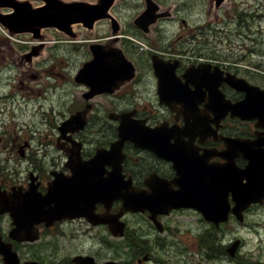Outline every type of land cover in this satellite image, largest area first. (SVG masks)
I'll return each mask as SVG.
<instances>
[{
  "label": "flooded vegetation",
  "instance_id": "af4514ba",
  "mask_svg": "<svg viewBox=\"0 0 264 264\" xmlns=\"http://www.w3.org/2000/svg\"><path fill=\"white\" fill-rule=\"evenodd\" d=\"M130 4L131 0H117L112 5L111 12L120 23L116 24L118 34L115 42L108 36L110 21L107 19L98 21L103 29H95L93 37H84L82 31L86 30L79 26L82 37L74 42L97 41L107 48L112 45L121 47L134 64V76L111 93L88 99L84 95L88 87L71 78L75 88L74 97L70 100L71 110H80L87 103L90 109L86 113V123L76 131H69L65 137L61 136L58 128L62 119L55 121V124L46 119L45 130L33 125L31 128L35 131L32 133L26 132L19 136L13 132L0 137L1 141L7 138L13 144L12 147L17 146L16 151L29 160L27 175L23 177L26 181L19 185L28 183L29 172L32 171L36 175L38 188L44 191L43 187L52 178L54 170L64 175L72 172L66 164L69 154L79 158L72 166L81 174L79 176H83L89 170L88 161L96 155V151L109 148L118 138L117 126L120 121L108 118L109 111L129 112L124 122L122 155L119 154V160L118 156H108L92 168V173L81 177L85 182L84 189L108 178L114 167L120 170L119 184L122 189L130 180L140 191L159 189L165 194L180 187L177 174L184 173L189 162H198L202 169L222 166L225 159L220 151L224 149V137L253 139L256 133L264 132L257 118L241 119L237 114L229 112L218 118L223 110L222 101L235 104L245 97V91L234 87L232 81L225 77H243L264 88V75L257 72L264 71L262 66L256 71L254 60L249 58L248 53H225L215 42L207 44L199 40L197 32L194 33L192 28L187 27L184 35L177 39L165 38V33L160 30L164 18L157 20L149 32L143 33L134 23L142 11V5L138 2L135 10H126ZM162 29L165 30L164 27ZM148 35L154 38H148ZM137 39L146 42L145 48L136 43ZM3 45L9 46L8 42H3ZM86 53L85 59L90 56L87 47ZM9 55L0 52V65L5 59L13 60ZM154 61L159 70L155 69ZM20 72L25 76H34L27 69H21ZM159 75L162 77L159 78ZM160 93L166 95L165 101H161ZM98 161L92 159L93 164ZM235 163L242 166L244 160L236 157ZM10 184L8 178H0L1 187L9 188ZM81 197L82 200L86 199L87 193L84 191ZM99 203L97 212L104 210V202ZM120 205L121 200L115 199L110 205V211L116 212ZM182 212H187V208L172 209L167 214L158 213L156 217L162 223V231L149 220V211L144 210L135 216L141 218L148 231L159 237L160 234L170 232L172 217ZM128 216L130 214L125 215V219ZM71 222L84 224L83 229L86 231H94L100 226L90 225L85 217L64 219L58 222V226ZM0 231L5 236L4 230ZM219 231L221 225L213 227L209 224V235L214 234L216 237Z\"/></svg>",
  "mask_w": 264,
  "mask_h": 264
},
{
  "label": "rangeland",
  "instance_id": "374dc122",
  "mask_svg": "<svg viewBox=\"0 0 264 264\" xmlns=\"http://www.w3.org/2000/svg\"><path fill=\"white\" fill-rule=\"evenodd\" d=\"M139 1L131 0V4L127 6L126 10H135V4H138ZM232 1L235 7L238 6L239 2H242L239 4L242 7L241 10L237 9V11L242 12L241 16L246 13L261 14L262 19L252 18L248 15L247 22L241 27L238 15H236L237 19L230 23L229 19L233 17L235 10H224L221 16L224 15V21L228 23L226 28L221 32L205 29L202 38L198 39L207 44L215 42L225 46L229 43L233 48V54H238L234 52L235 49L241 45L245 46L251 50L248 53L249 58L255 63L259 62L264 68V29L261 28H264V0H230V4ZM168 2L169 0H166V3ZM179 4L181 5L180 12L188 18L189 22H195L199 19L213 21L216 17L212 14H204V10H202L203 0H180ZM205 15L209 17L206 16L207 18H205ZM198 23L192 24V26H197ZM164 28H167V32H171L178 28V25L175 22H167L164 24ZM48 32L52 33L55 40L46 47V58L40 64L35 65L39 72L37 80L29 81L15 65L9 72H0V79L9 81L7 85H0V94L8 92L11 95V100H14L9 103L8 101H1L8 109L3 114L0 112V137L13 134L18 129V127L17 129L14 128L16 122L20 128L19 136H22L26 128L25 125H34L45 130L47 128L44 124L46 119L50 121L49 123L55 124V121L71 112L70 100L74 97L75 88L68 76L87 57L86 43L71 45L72 43L66 40H58L57 31ZM173 34V38H177L178 33ZM84 37L88 36L84 34ZM4 41L0 37L2 54L23 52L28 49L30 44L25 35L17 37L10 46H2ZM229 54H232V50ZM4 62L10 65L8 60L5 59ZM59 72L67 79L57 75ZM20 81L26 83L27 87L21 88ZM37 86L38 88L34 89ZM37 89L42 92L41 97L45 94L48 97L40 100L39 103L32 101L24 105L26 99L34 95ZM11 105L12 107L9 108ZM12 114L14 115L13 120L9 119V115ZM2 119L4 120L3 123L1 122ZM8 141L4 137L0 142V172L9 180H19L25 176L26 169L29 167V160L20 158L16 154V148H14V153H11L9 149H3L5 144H9ZM129 220L130 231L135 232L140 239L145 240L150 249L153 250L155 260L145 264H254L256 262V264H264V207L251 208L243 222L232 220L223 224L221 233L217 234V242L214 240L217 249H213V251L204 247L202 243L211 242L214 239V234H204L203 223L192 212H182L174 220H171L173 225H171L170 230L173 231V236L159 235L163 238H156L157 234L148 231L147 225L142 222L140 217L129 216ZM1 225L6 229L8 219L3 218ZM44 235L45 238H42L44 243L41 249L39 247L21 246L19 252L25 258L40 254L55 260V258L70 259L69 257L74 254L87 251L95 253L99 262L109 257H119L120 255L126 257L132 254L130 248L122 247L126 240L111 237L103 227L89 233L82 230L78 223H70L64 231L58 232L57 228H53L44 232ZM235 237L241 238L242 242L236 256L230 257L225 251V244H228ZM157 239L162 240L159 242Z\"/></svg>",
  "mask_w": 264,
  "mask_h": 264
},
{
  "label": "water",
  "instance_id": "95a60500",
  "mask_svg": "<svg viewBox=\"0 0 264 264\" xmlns=\"http://www.w3.org/2000/svg\"><path fill=\"white\" fill-rule=\"evenodd\" d=\"M45 3L40 7H33L29 0H0V7H12L13 11L6 15L0 16V21L11 30V33L31 31L34 37H41L38 32L44 26H56L65 33L69 32L72 22L80 21L86 27H92L95 20L108 17L107 12L113 0H96L94 3L88 1L75 0H44ZM219 5L224 0H216ZM113 27V26H112ZM91 50L93 58L84 63L80 72L82 76L87 70L98 72H107V79L113 77L122 69V59H119L120 54L113 49L105 51L104 47L92 45ZM40 49L33 47L31 51L25 54L26 57L38 55ZM109 56V59H108ZM74 115L70 116L62 123L60 129L65 131L70 129L75 121ZM249 162L245 169L239 171L238 186L233 190V198L235 205L232 211L241 219V213L246 206L256 200H261L264 196V154H255L254 156L246 155ZM197 172L190 174L191 179ZM243 177L246 181L242 182ZM4 192V191H3ZM0 192V212L10 210L14 217L16 227L11 231V235L18 239H33L35 235H29L33 223L44 220L46 224L58 218V187L52 183L46 194H37L34 191L22 193L17 191L9 196ZM178 204L190 205L198 208L203 212L206 218L214 221L226 220L229 211V203L224 201L217 213L213 210L216 205L205 204L203 198L193 189L188 192H181ZM14 200V201H12ZM12 203H9L11 202ZM174 203L175 205H178ZM135 209L129 201L125 204L124 209ZM216 214V215H215ZM219 218V219H218ZM122 233V225L120 230H115V233ZM239 240H235L228 248L231 255H234L236 246ZM0 253L3 254V259L9 264H18V259L14 251L11 249V244L4 242L0 238ZM77 264H95L91 257L77 256L73 259ZM25 264H38L35 262H26ZM104 264H121L114 261H107Z\"/></svg>",
  "mask_w": 264,
  "mask_h": 264
},
{
  "label": "trees",
  "instance_id": "16d2710c",
  "mask_svg": "<svg viewBox=\"0 0 264 264\" xmlns=\"http://www.w3.org/2000/svg\"><path fill=\"white\" fill-rule=\"evenodd\" d=\"M263 56H264V54H263ZM135 239H137L138 240V238H132V240L134 241ZM208 244V246H209V243H207ZM211 244V243H210ZM211 248H213V246H211Z\"/></svg>",
  "mask_w": 264,
  "mask_h": 264
},
{
  "label": "bare ground",
  "instance_id": "6f19581e",
  "mask_svg": "<svg viewBox=\"0 0 264 264\" xmlns=\"http://www.w3.org/2000/svg\"><path fill=\"white\" fill-rule=\"evenodd\" d=\"M38 94H40V92H38Z\"/></svg>",
  "mask_w": 264,
  "mask_h": 264
}]
</instances>
